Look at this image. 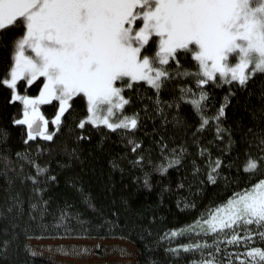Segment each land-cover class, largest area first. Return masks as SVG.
Returning a JSON list of instances; mask_svg holds the SVG:
<instances>
[{
    "label": "snow or ice",
    "instance_id": "obj_1",
    "mask_svg": "<svg viewBox=\"0 0 264 264\" xmlns=\"http://www.w3.org/2000/svg\"><path fill=\"white\" fill-rule=\"evenodd\" d=\"M0 57V87L9 104L18 102L10 123L21 128L23 143L14 150L10 128L0 125V216L14 221L0 236V256L34 227L48 228L49 216L57 234H72L67 225L82 222L67 195L58 214L50 211L48 193L82 163L89 128L103 126L124 149L111 155L110 168L137 183L150 188L154 172H187L190 165L191 178L181 175L175 186L178 206L195 207L191 197L205 181L228 189L190 223L158 236L202 234L167 251L199 252L193 264H264V105L259 116L252 112L251 127L233 128L226 111L255 75L264 76V0H0ZM34 82L38 92L30 94ZM217 89L224 90L219 101ZM45 104L54 114L45 115ZM183 104L195 122L182 114ZM64 182L96 209L80 173ZM101 216L110 229L137 227L129 218L121 225L116 208Z\"/></svg>",
    "mask_w": 264,
    "mask_h": 264
},
{
    "label": "trees",
    "instance_id": "obj_2",
    "mask_svg": "<svg viewBox=\"0 0 264 264\" xmlns=\"http://www.w3.org/2000/svg\"><path fill=\"white\" fill-rule=\"evenodd\" d=\"M3 68L2 57H0V70ZM226 87L224 90H226ZM37 87L34 85L29 88L30 94L36 92ZM249 89L251 94H249ZM215 90L217 101L222 97L223 91ZM264 92V76L255 75L249 82L248 87L243 91L237 92V98H232L231 104L226 110L229 116V123L233 128L237 124L251 127L256 121L252 118V112L260 115L258 108L264 105V97L261 93ZM143 94V92H142ZM151 89L147 91V95H151ZM165 99H168L167 94H163ZM8 92L6 87H0V125L8 126L11 130V136L8 144L15 150L23 147L22 130L19 126L11 125L10 116L17 110L16 104H9L6 100ZM247 102V107L245 103ZM44 108L47 116L54 114V109L50 106ZM251 109V111H249ZM182 114L186 115L191 122H195V116L192 113L191 105L183 104L181 106ZM261 126H264V118L259 121ZM51 126V125H50ZM151 127V124H149ZM255 130V129H254ZM147 131V129H145ZM91 139L85 141L81 147L84 150L85 158L81 162H76L70 172L80 173L84 191L90 193L94 198L93 203L96 204V209L88 208L87 204L79 198L74 191L65 184L64 175L70 174L65 172L58 176L60 183L55 185L48 195L53 197L50 202V211H56L58 214V203L63 204V196L69 197V203L75 200L77 210L83 212L81 223L73 220L67 225V229L72 234H62L64 229H60L61 234H57L55 227L51 224V216L48 217L49 227L46 229L33 228L34 234L25 238L20 236L19 241L13 246L7 256H0V264H62L53 259L45 258L32 254L29 247L26 249L24 244L30 238L37 237H88V238H124L133 243L137 250V264H193L194 261L200 259L199 252L179 250V255H175L171 251H167L178 243H186L190 240L193 242L200 236L184 232L176 234L171 241H158V236L163 234L166 229L179 228L182 225L190 223L210 201L220 200L229 194L228 189L224 187H213L205 181V186L202 192L195 193L191 200L195 202V207H184L177 205L176 184L179 182L181 175H184L186 180L191 178L190 165L188 171L181 169L177 172L175 169H169L167 174L154 172L152 174V186L146 187L141 179L140 183L133 180L128 172L121 173L119 170H112L108 164L112 154L119 153L124 150L123 145L119 143L117 133L107 130L103 126L90 127L86 133ZM235 136H239V131L234 132ZM64 136H67L65 132ZM103 137V143L98 146L97 142ZM70 143V141H69ZM0 147H3L0 145ZM232 153L231 155H235ZM225 155H228L227 153ZM63 157L57 156V159ZM53 167L55 163L53 161ZM137 176L141 173L135 172ZM235 174V169H233ZM241 180H252L255 182L256 177L241 176ZM169 185L171 191L163 189V185ZM17 187H20L17 182ZM6 184L2 176H0V203L3 202L6 193L4 188ZM234 190V189H233ZM184 195H188L185 189H180ZM25 196V210H27V194L28 189H23ZM113 208L119 209L121 212L120 224L123 225L125 218L135 220L137 227H116L110 229L106 224L102 223L103 217L101 213L111 214ZM154 217V219H152ZM27 218V216H25ZM11 215L9 217L0 216V236L4 235V229L12 230ZM19 229H17L18 231ZM29 246V244H28ZM264 246V245H261ZM210 251V249H206ZM222 255V253H221Z\"/></svg>",
    "mask_w": 264,
    "mask_h": 264
},
{
    "label": "rangeland",
    "instance_id": "obj_3",
    "mask_svg": "<svg viewBox=\"0 0 264 264\" xmlns=\"http://www.w3.org/2000/svg\"><path fill=\"white\" fill-rule=\"evenodd\" d=\"M28 244L32 254L62 264H137L138 262L135 245L124 238L37 237L30 238Z\"/></svg>",
    "mask_w": 264,
    "mask_h": 264
},
{
    "label": "flooded vegetation",
    "instance_id": "obj_4",
    "mask_svg": "<svg viewBox=\"0 0 264 264\" xmlns=\"http://www.w3.org/2000/svg\"><path fill=\"white\" fill-rule=\"evenodd\" d=\"M30 87H32V86H30ZM35 90H36V92L33 91L31 94H36V93L38 92V88H36ZM48 106H49V105H47V104H45V105H41V109H42V111H44V108L47 109L46 107H48ZM49 107H50V106H49ZM44 113H45V112H44ZM45 115H46V114H45ZM46 116H47V115H46Z\"/></svg>",
    "mask_w": 264,
    "mask_h": 264
}]
</instances>
